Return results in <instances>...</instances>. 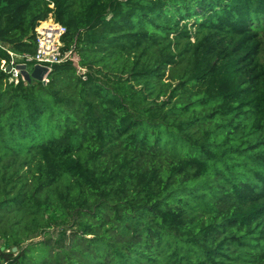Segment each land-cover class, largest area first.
<instances>
[{"label": "trees", "instance_id": "trees-1", "mask_svg": "<svg viewBox=\"0 0 264 264\" xmlns=\"http://www.w3.org/2000/svg\"><path fill=\"white\" fill-rule=\"evenodd\" d=\"M0 264H264V0H0Z\"/></svg>", "mask_w": 264, "mask_h": 264}, {"label": "built area", "instance_id": "built-area-1", "mask_svg": "<svg viewBox=\"0 0 264 264\" xmlns=\"http://www.w3.org/2000/svg\"><path fill=\"white\" fill-rule=\"evenodd\" d=\"M67 32V27L58 22L52 14L39 22L35 28L37 48L34 54L20 53L12 49L8 45H2L11 55L10 62L7 60L2 61V68L10 73V81H18L21 77L24 80V76L21 70L17 68L18 64H26L28 71H32L36 65L46 66L49 71L52 69V65L55 63H61L66 60H72L78 66V73L86 78L85 67L79 65V57L72 50L64 49L63 37ZM11 66L10 70H7V66ZM33 68L30 69L29 66ZM48 81V75L45 76ZM25 81V80H24ZM46 81V82H47ZM26 82V81H25Z\"/></svg>", "mask_w": 264, "mask_h": 264}, {"label": "water", "instance_id": "water-1", "mask_svg": "<svg viewBox=\"0 0 264 264\" xmlns=\"http://www.w3.org/2000/svg\"><path fill=\"white\" fill-rule=\"evenodd\" d=\"M17 68L21 70L22 75L24 76V80L26 82H31L32 80H37V81H43L46 82V75H49V68L46 66H41V65H36L33 70L30 72L27 69L26 64H18ZM11 66H7V70H10ZM4 248V247H2ZM13 250H17V247H13Z\"/></svg>", "mask_w": 264, "mask_h": 264}, {"label": "rangeland", "instance_id": "rangeland-1", "mask_svg": "<svg viewBox=\"0 0 264 264\" xmlns=\"http://www.w3.org/2000/svg\"><path fill=\"white\" fill-rule=\"evenodd\" d=\"M29 68L32 69L33 67L30 65ZM52 233H54V231H52Z\"/></svg>", "mask_w": 264, "mask_h": 264}]
</instances>
